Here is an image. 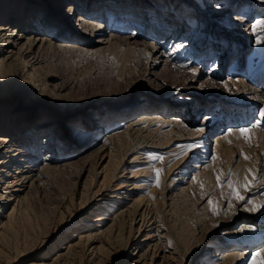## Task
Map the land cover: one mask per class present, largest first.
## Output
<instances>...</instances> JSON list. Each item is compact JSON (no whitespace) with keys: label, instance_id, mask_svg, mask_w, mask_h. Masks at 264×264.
Instances as JSON below:
<instances>
[{"label":"rangeland","instance_id":"obj_1","mask_svg":"<svg viewBox=\"0 0 264 264\" xmlns=\"http://www.w3.org/2000/svg\"><path fill=\"white\" fill-rule=\"evenodd\" d=\"M82 1L57 2L55 14L82 6ZM99 1L104 2L102 8L112 3L118 11L140 7L139 14L143 13L150 24L138 23L134 17L123 18L125 14L120 12L118 18L116 14L104 15L105 11L101 12L103 17L96 13L91 17L96 25L91 26L103 25L99 33L103 43H93L96 33L88 32L84 38L89 47L103 51L88 55L59 50L35 64L37 73L53 72L57 76L54 81L48 80L50 87L42 86L34 68L24 67V59L19 57V48L31 42L23 32L19 44L12 48L20 74L11 72L1 78V93L10 94L8 99L0 95V100L10 105L8 114L23 108L15 115L19 120L16 123L24 128L48 122L38 129L41 138L33 142L46 150L47 162L52 166V171L37 182V189L29 181L19 193L26 200L13 236L6 243L10 251L23 250L44 239V247L38 253L16 258L12 264L28 260L55 264L58 255L66 251L60 249L63 243L78 241V233H96L99 227L114 231L111 241L95 244L96 256L83 260L76 256L72 262L63 260L59 264H252V254L264 249V208L246 210L251 207L248 200L264 202V118L260 116L264 110V42L257 43V33L252 30L257 20H264V0ZM36 7L41 13V6ZM79 14L73 19L67 17L63 29L81 36ZM35 15L38 19L45 17ZM158 16L161 23L165 22L161 34L154 32ZM134 35L137 40L128 39ZM259 35L264 36V32ZM73 40L51 39V43L43 44L42 52L48 51L49 55L59 43ZM107 41L110 44L104 43ZM175 41L186 45L175 51ZM174 52L176 56L171 60L163 57L164 53ZM5 60L0 56V69ZM61 87H65L61 92L64 96L54 101L46 93L52 88L55 94ZM141 114L174 121L162 127L151 126L157 129L148 140L152 145H147L136 164L120 163L122 157L125 161L133 158L136 141L114 144L111 155L105 153L96 161L93 153L109 141L108 136L126 129L119 123L130 124ZM240 128H251L250 140L241 137ZM50 130L56 132V140H48ZM8 132L0 128V135ZM82 132L87 134L86 139L81 138ZM218 137L223 138V145L217 156L214 146ZM82 139L83 145L77 144ZM167 140L172 147L159 144ZM153 156L162 159H151ZM41 162L40 158L35 164L40 167ZM208 162L214 164L207 170L210 178L198 180L204 185L202 190L195 177ZM106 169L114 177L108 180L111 190L105 191L114 193L108 194L114 198L101 197L100 202V197L88 199L99 187ZM156 169L161 170L159 186ZM248 169L257 181L249 191L241 189L244 201L232 199L226 185L217 186L218 173L223 174L222 183L229 172L232 180L242 182ZM133 172L138 174L133 177ZM138 195L155 199L148 214L155 222L151 226L154 229L139 230L138 218L132 224L127 217L120 222L122 214L133 208V202L126 198ZM209 200L219 205L218 214L213 213ZM98 214H104L107 220L87 221ZM144 234L152 235L149 241H143ZM234 250L247 251L240 263L228 258ZM153 252L157 258L151 257Z\"/></svg>","mask_w":264,"mask_h":264},{"label":"bare ground","instance_id":"obj_2","mask_svg":"<svg viewBox=\"0 0 264 264\" xmlns=\"http://www.w3.org/2000/svg\"><path fill=\"white\" fill-rule=\"evenodd\" d=\"M60 1L62 4V2H64L65 0H0V56H2L3 60L7 58V60L4 61L3 68L0 69V88H1L0 95L3 98L8 99L10 97V94L1 93L2 92L1 86L4 84L1 78L3 76H9L11 72H14V74L17 75L20 74V68L13 59V57H15L14 55L16 54L12 53L13 51L12 48H15L17 44H19L18 40L21 38L23 32L26 34V36L31 38V42L25 47L21 46L18 50V54L20 58L22 57V59H24V67L33 69L35 64L37 65L38 63L46 59L47 56L51 57V55L54 52L59 50L70 49V51H79L81 53L84 52L88 55L100 54L103 50L98 49L99 47L98 48L89 47L88 44L85 42L86 38H84V35L86 36L88 32H91L92 35H95L96 33L97 39L93 41V43L96 44L103 43V40L101 39V37H99L101 35L99 33H101L102 31L103 25L98 24L97 22L98 28L96 27L93 28L91 26L95 24V20H96V19H92L91 17L93 16L95 17L97 15L96 13H98L99 15L98 17H103L101 15V12L105 11L104 15L108 16L109 14H116L118 18V14H119L118 12H120V14L121 13L125 14L123 18L128 19V17H134L137 18L138 23L143 22V24H145V22H147V24H145L146 26L150 24L148 23V21H146L148 18H146V16H143V13L139 14V10H141L140 7L134 8L129 11H124L123 9L122 10L120 9V11H118L112 5V3L110 4L111 5L110 7L108 6V8L107 7L102 8L101 6L104 4V2H100L99 0H83L81 2L82 6L75 5L70 7L65 12L63 10L59 11V14L57 16V14H55V11H57L59 5H57L56 7V4H58L57 2ZM72 1L75 4H77L79 0H72ZM170 1L172 0H166V2H170ZM111 2L118 4V0H111ZM36 5L41 6V11H42L41 13L38 12L37 10L38 8L36 7ZM25 8L27 10H25ZM77 12L80 13L79 28L81 29L80 31L81 36L77 33H73L69 28H66L65 30L63 29L66 18L68 17V19L70 18L73 19ZM35 14L37 15L43 14L45 17L38 19V16H36ZM59 15L64 16V18L63 19L59 18ZM159 16L154 20V28H155L154 32L156 34H161L162 33L161 30L165 29L164 27L165 22L161 23L162 20ZM157 21L160 22V24H157ZM11 23H15V25L11 26ZM175 31L176 30H174L173 32ZM175 34L177 35V33ZM51 39H56V40L74 39V40L68 41L67 43H59L52 50H49V55H48L47 54L48 51L45 53L42 52V47L45 42L51 43L50 42ZM128 39L137 40V36L136 35L130 36ZM110 41L104 43L110 44ZM174 43H175V49H174L175 51L179 49L181 46L184 47L186 45L183 44V42L181 41H175ZM9 52L12 54L9 55ZM160 55H162V53ZM175 56H176V52H174V54H165V53L163 54V57H166L170 60L172 59V57ZM1 66L2 65L0 64V67ZM37 69L38 68L36 69L34 68V71L36 73L38 71ZM36 78L37 81L40 82L42 86L50 87L49 81L56 80L57 76L53 72L43 75H41L40 72H38ZM64 89L65 87H61L60 91L54 94L52 88H48L46 93L49 96H51V98L54 101V98L57 99V97L64 96L63 94H61V92ZM9 106L10 105L7 104V101L0 100V118H1L0 128L10 131L8 132L10 134L0 135V264H12L13 262H15L16 258L21 259L22 256L24 257L30 256L35 252H37L38 250H40L42 246L45 244V240L41 239L36 243H34L33 245H31L30 247H25L23 250L14 249L15 251L14 250L10 251L7 248L8 244L6 243L13 236L16 220L20 215V213L22 212V204L26 200V197L20 196L19 193L21 191L23 192V189L26 188L25 184L29 181H31L32 184L31 187L37 189L40 185L37 182H40L41 177L47 176L46 174L52 171L51 170L52 166H49V163L47 162L48 158L46 157L47 155L46 150L42 151L41 150L42 147L41 148L35 147L33 142V140L41 138V136H39L38 134L39 133L38 129L40 127L45 126L48 122L41 121L35 126L34 125L25 126L24 128H22V125L20 123H16L19 120H18V116L15 115L19 113V111H21V109L23 108L18 107L13 111V114L11 115L10 113L8 114ZM136 118L137 119H135L134 121H130L129 122L130 124L127 125L122 124L123 122L119 123V125L125 127L126 129L121 133L111 134L108 136L107 139L109 141L107 143L106 142L103 143L102 146H100L97 149V151L93 153V156L95 157L96 161L101 160L103 155H105V153L111 155V150H115L114 144L118 146H122L127 144V142L136 141L134 143L136 144V147H134L136 151L134 150L135 152L134 154H132L133 158H131L128 161H125L123 160L122 157L120 160V163H122V165L124 166L127 164L129 165L136 164L137 161L140 160L141 158L140 154L142 153V151L145 150L146 147L152 145V142L148 143V140H150L151 137L153 138L152 136L153 132L155 133L157 129H152L151 126L157 124L162 127L164 125H171L174 121L173 119L169 121L167 120L163 121L161 117L153 114H141ZM115 126L113 124V127ZM18 128H20V130L18 133H16ZM55 135H56L55 131L53 130L48 131L47 132V137L49 138L48 140H52V139L56 140ZM29 136H31V138ZM80 136L81 138H84L87 136V134H83L82 132ZM95 136L97 135H94L93 137ZM94 140L96 141L97 139ZM82 141L84 140L83 139L80 140L79 142H77V144L81 143L79 145H83ZM168 143L169 142L167 140V142H162L159 144L164 145L163 147L165 148L173 146V144L168 145ZM222 143H223V138L218 137V139H216L215 141L214 153L217 156L219 154L220 148L223 145ZM172 150L174 149H170V151ZM129 151H131V149H129ZM40 158L43 159V162H41L42 165L39 167L35 163L38 162ZM215 159L213 160V162L215 161ZM91 163L94 164V162ZM214 163L208 162L206 167L202 168L203 171L199 173V175H197L196 177L194 176L195 182L198 181L199 179L201 180V179H207L208 177L210 178L208 171L212 169L211 165ZM92 167L93 166L91 165V168ZM125 168L126 167H124L123 169L124 171ZM103 174L104 175L102 181L99 184V187L97 188L96 191L94 192L91 191L92 194L90 197H88V199H91L92 196H96V197H100L97 200L98 202H100L103 201L101 200L102 199L101 197L114 198V196H108V194H114V193H109L105 191V190H109V191L111 190L112 187H110L108 180H112L114 175L110 177L107 169H106V173ZM132 174L134 175L133 177H135V175H137L138 172H133ZM120 177L122 178V176ZM32 180L34 181L32 182ZM121 186L122 184L117 189H120ZM133 188L139 189L138 186H133ZM102 193L105 194L102 196ZM126 199L133 202V206L131 205V207L133 208L131 210L128 208L129 210H127L126 213L122 214L121 216L122 218L120 222L125 221L124 219L127 217V219H129V221L132 224V222H134L135 219L138 218L139 221H141L139 230L142 229L143 231H145L148 228H150L149 230L154 229L151 226L155 222L150 221L148 214H149V207L152 204L153 200L155 199H153V197L145 196V195H138V197L136 196L135 199H129V198ZM84 205L85 203H83L81 207H84ZM7 210H9V212L5 216L4 212ZM93 217H94L93 219H88L87 221L101 223L107 220L104 214H98ZM113 231L114 228L111 227L106 229H102V227H99V231L96 233H92L93 231L78 233V241H67L66 243H63L65 244V246L61 247L60 249H64L66 251L63 254L58 255L59 258L55 264H59L63 260L64 261L70 260L72 262L74 261L76 256L81 260H83L84 258H88V257L91 258L96 256L95 252H97L98 248L96 247L97 245L95 244L97 242L103 243L104 241H111L110 240L111 233ZM71 237H73V235ZM150 237H152V235L148 236L147 234H144L143 241H149ZM7 252L11 253L12 255H8ZM246 253L247 251L240 252L239 250H234L228 254L229 255L228 258L233 260V262L240 263V260L244 258V255ZM151 257L157 258L158 255L153 252L151 253ZM23 264H38V263L34 260L33 261L28 260ZM40 264H42V261Z\"/></svg>","mask_w":264,"mask_h":264},{"label":"snow or ice","instance_id":"obj_3","mask_svg":"<svg viewBox=\"0 0 264 264\" xmlns=\"http://www.w3.org/2000/svg\"><path fill=\"white\" fill-rule=\"evenodd\" d=\"M252 30L254 33H257L256 42L257 43L264 42V36L259 35L260 32H264V20H257L252 25ZM260 116L264 118V110H261ZM239 132H240L241 137L245 138L246 140L251 139L249 135V133L251 132V128H240ZM188 147H192V146L190 145ZM151 159L155 160V159H162V158L153 156L151 157ZM244 159L247 160L249 159V157L244 156ZM155 174H156V185L159 186V178H160L161 170L156 169ZM222 175H223L222 173H218L216 176L217 186L224 187L226 185L230 191L231 198L237 201L245 200V197L241 194V189H243L244 191H249L257 181V177L251 169L247 170V175H245L242 182L239 180H232L231 179L232 174L231 172H229L228 174L229 178L227 179V181L222 183ZM249 176H251V179H249ZM197 183L201 184V189L203 190L204 185L200 181H197ZM208 203L213 213L218 214L219 205L212 200H209ZM247 203L251 205V207L246 210L256 212V211H259L261 208H264V202L258 203L255 200H248ZM229 207H231V205H229ZM252 264H264V249H261L260 251L254 252L252 254Z\"/></svg>","mask_w":264,"mask_h":264}]
</instances>
